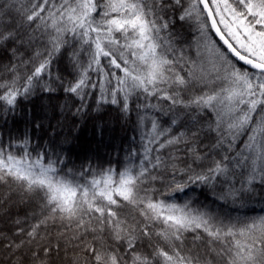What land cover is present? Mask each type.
<instances>
[{"label": "snow or ice", "instance_id": "1", "mask_svg": "<svg viewBox=\"0 0 264 264\" xmlns=\"http://www.w3.org/2000/svg\"><path fill=\"white\" fill-rule=\"evenodd\" d=\"M38 91L79 104L0 136V185L35 206L0 264H49L58 223L72 264H264V216L220 212L264 200V0H0V114ZM93 93L92 119L115 106L146 130L121 168L65 152Z\"/></svg>", "mask_w": 264, "mask_h": 264}, {"label": "trees", "instance_id": "2", "mask_svg": "<svg viewBox=\"0 0 264 264\" xmlns=\"http://www.w3.org/2000/svg\"><path fill=\"white\" fill-rule=\"evenodd\" d=\"M217 39V38H216ZM7 63V60L4 61ZM98 96V93H93L89 97L87 104L89 108L88 117L85 120L80 121L77 119L78 132L76 133V139L73 145L65 146L66 154L70 155L72 160L78 166L84 160H89L95 165L107 167L109 164L115 168H121L123 164L127 163L126 153L129 147L134 150L141 144H146V139L143 138L145 129H137L135 125L136 117L133 114L131 121H125L119 118V113L116 111L115 106H105L107 109L106 114L103 115L101 120L92 119L96 117L94 99ZM150 103H156L154 100H150ZM49 103H57L59 105H66L67 108H71L73 104H79L78 100L72 97L66 96L64 93H59L57 96L50 100L46 93L37 92L33 97L25 100L20 99L18 106L14 110H10L11 106H5V112L0 114V136L7 140L9 137H19L23 134L24 129L28 128L31 131V121L37 117L38 114H42L43 108ZM143 103V97L141 98ZM67 108L65 109L67 111ZM49 115L52 112L49 110ZM151 112L146 113L147 117H150ZM71 119V118H69ZM168 117H161V122L166 123ZM55 123V121H53ZM97 123L109 125V130L104 134L103 138L97 136L95 131V125ZM36 134V138H39ZM47 140V137H44ZM68 147L72 148L70 153L67 152ZM69 166H72L71 164ZM159 186V185H158ZM8 214L0 216V231L4 232L8 236L12 237L15 227L12 223L17 217H27V228L31 223L35 221L29 215L35 210L34 205H21L15 203L20 199V196L11 192V190L4 185H0V195L9 194ZM188 195H191L190 193ZM187 196L180 194V199L177 202L182 203ZM203 200V197H201ZM211 203V201H209ZM221 215H226L229 218H235L237 216L255 217L264 216V200L256 198L247 204L246 207L233 210L232 207H225L220 209ZM66 229L59 223L52 226L50 225L43 235L47 236V240L52 245L59 244L61 251L59 254L53 253L49 259V264H72V258L77 255L78 249L65 247L64 241L60 239L59 234L65 232ZM15 239V237H13Z\"/></svg>", "mask_w": 264, "mask_h": 264}, {"label": "water", "instance_id": "3", "mask_svg": "<svg viewBox=\"0 0 264 264\" xmlns=\"http://www.w3.org/2000/svg\"><path fill=\"white\" fill-rule=\"evenodd\" d=\"M217 40H218V38H217Z\"/></svg>", "mask_w": 264, "mask_h": 264}]
</instances>
